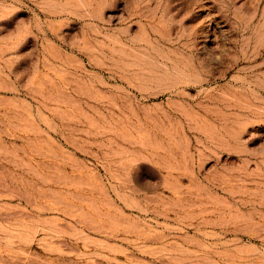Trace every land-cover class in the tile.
Here are the masks:
<instances>
[{
  "label": "rangeland",
  "instance_id": "rangeland-1",
  "mask_svg": "<svg viewBox=\"0 0 264 264\" xmlns=\"http://www.w3.org/2000/svg\"><path fill=\"white\" fill-rule=\"evenodd\" d=\"M0 264H264V0H0Z\"/></svg>",
  "mask_w": 264,
  "mask_h": 264
}]
</instances>
